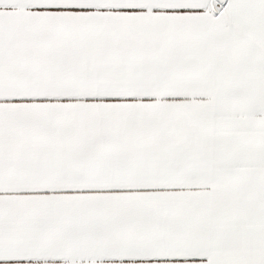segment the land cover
Wrapping results in <instances>:
<instances>
[{
	"label": "snow or ice",
	"instance_id": "obj_1",
	"mask_svg": "<svg viewBox=\"0 0 264 264\" xmlns=\"http://www.w3.org/2000/svg\"><path fill=\"white\" fill-rule=\"evenodd\" d=\"M0 264H264V0H0Z\"/></svg>",
	"mask_w": 264,
	"mask_h": 264
}]
</instances>
